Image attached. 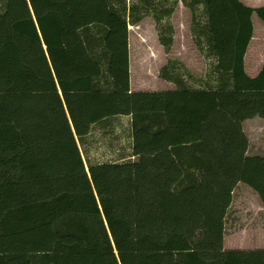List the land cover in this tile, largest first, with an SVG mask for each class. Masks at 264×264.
<instances>
[{
  "label": "trees",
  "instance_id": "obj_1",
  "mask_svg": "<svg viewBox=\"0 0 264 264\" xmlns=\"http://www.w3.org/2000/svg\"><path fill=\"white\" fill-rule=\"evenodd\" d=\"M183 2L209 77L172 60L174 90L130 92L129 24L151 15L169 51L179 0H0V264H264L224 248L236 186L264 203L244 129L264 118V64L245 69L264 5ZM116 115H132L131 157L85 161Z\"/></svg>",
  "mask_w": 264,
  "mask_h": 264
},
{
  "label": "rangeland",
  "instance_id": "obj_2",
  "mask_svg": "<svg viewBox=\"0 0 264 264\" xmlns=\"http://www.w3.org/2000/svg\"><path fill=\"white\" fill-rule=\"evenodd\" d=\"M139 1L129 0L130 4ZM241 1L253 7L264 5V0ZM249 2L250 4H248ZM170 19L174 26V32L173 43L169 51L161 47L163 45L159 39H156V36H159L158 25L151 15H147L139 22L137 27H133L134 44L139 49L138 51H143L145 59H147L145 62L146 66L149 69L153 68L157 77L164 80L160 75L162 66L173 60L178 65L186 68V71L188 70L193 76L208 78L215 60L212 57H207L206 52L197 44L195 33L192 30V13L183 0H179ZM253 23L254 36L245 56V66H247L246 71L248 74L257 76L264 64V22L257 14H254ZM138 34H142L143 38L141 39V35ZM162 48L165 51L163 53L160 51ZM151 51L156 56L158 53L159 62L157 60L156 62L148 60ZM147 80L153 79L148 77ZM159 82L160 79L157 86L162 88L163 84L161 85ZM244 129L250 140L248 154L264 157V118L256 117L246 120ZM120 135L122 143H127L128 138L124 131ZM101 150H107V148L105 146L99 147L97 152L95 150V153L99 154ZM224 248L241 250L264 249V203L260 200L257 192L243 182H240L234 189L233 200L227 211Z\"/></svg>",
  "mask_w": 264,
  "mask_h": 264
},
{
  "label": "crops",
  "instance_id": "obj_3",
  "mask_svg": "<svg viewBox=\"0 0 264 264\" xmlns=\"http://www.w3.org/2000/svg\"><path fill=\"white\" fill-rule=\"evenodd\" d=\"M131 2L128 0V4ZM250 4V2L248 3ZM139 24V23H138ZM138 24H129V87L130 92L136 91H167L174 90L175 84L166 79L158 78L155 74V70L149 69L145 62V55L143 51H138L139 49L134 44V35L132 29ZM141 35L142 34H138ZM137 36V35H136ZM138 37V36H137ZM138 39V38H137ZM155 39V38H154ZM159 39V36H156ZM163 47V46H161ZM159 51V50H158ZM162 53L165 52L162 48L160 50ZM154 52L151 51L148 60L159 62L160 58ZM165 64V63H164ZM144 66V67H143ZM163 67V66H162ZM247 66H245L246 68ZM247 70V68H246ZM159 71V70H158ZM158 73V72H157ZM250 75V74H249ZM251 77H255L250 75ZM151 77L153 80L148 81L147 78ZM160 79L161 85L163 87H158L157 83ZM124 131L127 135L128 142L122 143L120 133ZM99 143V145H98ZM105 146L107 150H101L99 154L95 153V150ZM133 138H132V115H116L110 120L105 121L104 124L95 126L91 133L87 136L85 144L81 145L83 156L85 161L88 159L91 162H107V161H121L126 158H130L132 154ZM101 154V155H100ZM98 156V157H97ZM87 158V159H86ZM134 158V156L132 157Z\"/></svg>",
  "mask_w": 264,
  "mask_h": 264
}]
</instances>
